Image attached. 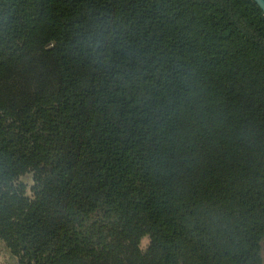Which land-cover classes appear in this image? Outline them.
I'll list each match as a JSON object with an SVG mask.
<instances>
[{"label":"trees","instance_id":"obj_1","mask_svg":"<svg viewBox=\"0 0 264 264\" xmlns=\"http://www.w3.org/2000/svg\"><path fill=\"white\" fill-rule=\"evenodd\" d=\"M0 240L19 264H264L259 4L0 0Z\"/></svg>","mask_w":264,"mask_h":264},{"label":"rangeland","instance_id":"obj_2","mask_svg":"<svg viewBox=\"0 0 264 264\" xmlns=\"http://www.w3.org/2000/svg\"><path fill=\"white\" fill-rule=\"evenodd\" d=\"M25 181L29 184L32 183L31 175L25 177ZM149 243V238L144 237L141 241V247L146 249ZM0 264H19L18 259L14 257L5 246V244L0 240Z\"/></svg>","mask_w":264,"mask_h":264},{"label":"water","instance_id":"obj_3","mask_svg":"<svg viewBox=\"0 0 264 264\" xmlns=\"http://www.w3.org/2000/svg\"><path fill=\"white\" fill-rule=\"evenodd\" d=\"M264 11V0H255Z\"/></svg>","mask_w":264,"mask_h":264}]
</instances>
